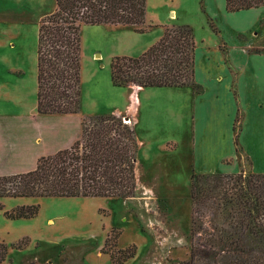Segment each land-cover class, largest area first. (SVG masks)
<instances>
[{"label": "rangeland", "instance_id": "obj_1", "mask_svg": "<svg viewBox=\"0 0 264 264\" xmlns=\"http://www.w3.org/2000/svg\"><path fill=\"white\" fill-rule=\"evenodd\" d=\"M55 10L56 0H0V31L15 43V50H0V78L13 70L23 71L22 75L18 72L22 76L20 94H11L9 99L0 93V114L35 111L38 33L42 20ZM146 22L141 27L148 31L145 34H140L134 26L84 25L80 113L66 116L37 113L39 130L35 135H41V140L33 141L35 154L40 155L34 162L12 155L0 156V175L34 170L41 157L69 148L71 141L80 138L85 118L107 114L121 117L124 122L130 118L125 123L135 128L140 144L135 195L4 198L0 242L6 244L8 254L0 264H112L103 248L108 236L119 232L117 249L137 248L136 255L124 264H191V248L198 243L199 236L193 234V222L195 219L198 222L196 229L203 224L209 229L211 220L209 213L201 216L193 210L192 176L241 171L264 173V159L259 154L262 150L257 144L259 132H254L251 141L253 157L239 142L241 122L251 118L260 121L263 110L261 116L252 110L248 114L251 118L247 114L245 119L241 120V114L236 118L234 143L221 132L220 121L225 118L222 111L215 113L206 107L201 141L196 137L198 128L195 131L193 127L194 93L205 90L208 106L231 77L224 59L228 58L227 49L232 48L235 54L240 50L235 26L244 22L243 17L225 14L222 0H147ZM171 24L189 25L193 29L198 83L196 88L143 90L146 110L135 127L132 118L117 108L125 109L132 100L128 89L139 86H114L112 60L138 56L161 32V28L153 29L159 27L155 25L165 26V31L172 27L166 25ZM252 44L258 46L259 39ZM218 76L223 77L222 82L214 80ZM27 129L30 132L21 133L25 137L34 131L31 127ZM211 131L216 137L209 141ZM1 133L0 140H4ZM28 140L22 144L30 148ZM33 205L40 207L34 218L9 219L5 215L14 208ZM211 262L208 257L207 264Z\"/></svg>", "mask_w": 264, "mask_h": 264}, {"label": "trees", "instance_id": "obj_2", "mask_svg": "<svg viewBox=\"0 0 264 264\" xmlns=\"http://www.w3.org/2000/svg\"><path fill=\"white\" fill-rule=\"evenodd\" d=\"M264 6V0H226L236 13ZM147 0H56V10L40 25L37 45V113L75 115L81 111L82 27L134 26L144 33ZM114 86L196 88V42L189 25L167 27L162 38L138 57H115ZM81 136L69 148L41 157L34 170L0 175V210L4 198L108 197L129 198L137 190L135 128L116 115L82 121ZM191 198L195 214L211 215L209 229H196L191 264H264V173L194 174ZM40 207L6 211L9 219H31ZM203 233L204 236L200 235ZM120 232L105 241L112 264L136 255V246L118 248ZM209 247V250L202 249ZM8 254L0 242V263Z\"/></svg>", "mask_w": 264, "mask_h": 264}, {"label": "crops", "instance_id": "obj_3", "mask_svg": "<svg viewBox=\"0 0 264 264\" xmlns=\"http://www.w3.org/2000/svg\"><path fill=\"white\" fill-rule=\"evenodd\" d=\"M222 3L223 11L225 14L231 15L233 17H235V15L242 16L244 19V22L242 24H237L235 26V36L238 45H241V47L239 48V52H237L236 54L234 51H232V48H230V51L228 49L226 50L228 51V58L224 59V63L225 65L227 64L229 75H231V77H228L227 81H225L223 85H221V92H218L216 94L217 96L213 97V101L210 105L206 106L207 95L205 90H203V92L201 93H194L192 103L193 107L195 108L194 110H196V114L193 115L192 119L194 122L193 127L195 126V131L196 128H198L199 131L196 137L201 141L203 138L201 128L206 125V123L204 125L202 120L203 113L206 110V107H208L215 113H219V111H222V114L225 116V118H221L220 121L221 132L225 134L226 140L229 138V140L234 143V123L236 118L241 114V120L245 119L244 115L251 114L252 110L256 111L255 113H259V116H261V110L264 111V6L247 11L228 13L226 11V0H222ZM174 25L176 24L166 26ZM155 26L159 27H154L153 29L161 28V32H159L157 38L153 42H151L142 52H140L138 56L143 54L152 45L157 43L164 35L165 26ZM153 29L149 30V32ZM147 32L140 34H145ZM257 39H259V45L255 46L252 43H256ZM14 47V41L10 40L9 36H6L0 31V50H7L6 48L15 50L13 49ZM18 72L21 73V75L23 74V71L17 69L15 71L13 70L9 72L7 77L0 78V93L2 92V94H5L9 99L11 98V94H20V92L22 91V86L20 85L21 83L19 81L22 76H20ZM214 80H216L217 82H222L223 77L218 76ZM196 81H198L197 78ZM1 85H3L4 88ZM186 87L191 88V86ZM186 87H135L134 90L133 88L128 89L130 91L129 97L132 98L130 104H128L125 109H117H119L122 114H127L129 117H131V123H134L136 127V124L141 121V117L144 116L146 110V108L144 107L143 96H141V92L143 90ZM218 95H221L222 100H220V97ZM165 112L166 111L161 109V113L165 114ZM36 116L37 104L33 113L0 114V131L2 132L1 134H3L4 139L0 140L1 157L12 155L14 157L31 159V162H34V160H36L40 156L39 154H35L36 145L35 143H33V141L40 142L41 140V135H35L36 130H39ZM243 121L244 122H241L242 127L239 132L240 145L243 147L244 151L247 154L253 157L255 153L253 151L254 145L251 144V141L253 136H255L253 135L254 132H259V135L257 137V144L258 148L262 150L261 153L259 152V154L260 156H262L261 158L264 159V116L262 119H260V121H256L252 118L250 121L246 119ZM29 127L33 128L34 131L31 134H27V136L25 137L21 133H26V131L30 132V130L27 129ZM214 137L216 136L214 132L211 131L208 140L212 141ZM28 138L30 140H28ZM25 139L28 140L27 144H29L30 148L22 144L24 143ZM171 141L172 140L168 142ZM73 143L74 140L71 141V145ZM31 169L29 170L31 171ZM24 172H28V170Z\"/></svg>", "mask_w": 264, "mask_h": 264}, {"label": "water", "instance_id": "obj_4", "mask_svg": "<svg viewBox=\"0 0 264 264\" xmlns=\"http://www.w3.org/2000/svg\"><path fill=\"white\" fill-rule=\"evenodd\" d=\"M129 119H130V118H127L126 121L129 120Z\"/></svg>", "mask_w": 264, "mask_h": 264}, {"label": "built area", "instance_id": "obj_5", "mask_svg": "<svg viewBox=\"0 0 264 264\" xmlns=\"http://www.w3.org/2000/svg\"><path fill=\"white\" fill-rule=\"evenodd\" d=\"M126 122V121H125Z\"/></svg>", "mask_w": 264, "mask_h": 264}]
</instances>
